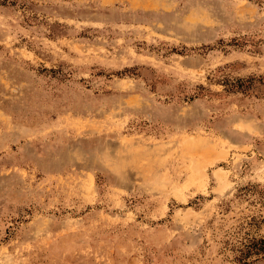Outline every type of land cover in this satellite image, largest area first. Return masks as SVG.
Wrapping results in <instances>:
<instances>
[{
    "label": "rangeland",
    "instance_id": "1",
    "mask_svg": "<svg viewBox=\"0 0 264 264\" xmlns=\"http://www.w3.org/2000/svg\"><path fill=\"white\" fill-rule=\"evenodd\" d=\"M264 0H0V264H264Z\"/></svg>",
    "mask_w": 264,
    "mask_h": 264
},
{
    "label": "trees",
    "instance_id": "2",
    "mask_svg": "<svg viewBox=\"0 0 264 264\" xmlns=\"http://www.w3.org/2000/svg\"><path fill=\"white\" fill-rule=\"evenodd\" d=\"M254 251L264 252V238L253 244Z\"/></svg>",
    "mask_w": 264,
    "mask_h": 264
}]
</instances>
